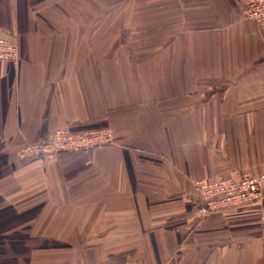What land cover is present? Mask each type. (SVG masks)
<instances>
[{"label": "crops", "instance_id": "crops-1", "mask_svg": "<svg viewBox=\"0 0 264 264\" xmlns=\"http://www.w3.org/2000/svg\"><path fill=\"white\" fill-rule=\"evenodd\" d=\"M245 0H0V264H264L259 200L199 215L198 180L264 172V24ZM115 146L41 163L57 128Z\"/></svg>", "mask_w": 264, "mask_h": 264}, {"label": "built area", "instance_id": "built-area-1", "mask_svg": "<svg viewBox=\"0 0 264 264\" xmlns=\"http://www.w3.org/2000/svg\"><path fill=\"white\" fill-rule=\"evenodd\" d=\"M244 16L247 20L264 24V0H245ZM16 42L0 36V61H17ZM114 130L110 127L83 133H73L68 128H57L52 135L40 142L26 144L19 150L20 158H29L41 163L64 152L92 151L101 147L115 146ZM194 189L203 201L199 210L201 217L209 213L253 203L264 191V172L258 175L245 173L238 178L225 177L212 181L198 180ZM264 226V210L261 217Z\"/></svg>", "mask_w": 264, "mask_h": 264}]
</instances>
